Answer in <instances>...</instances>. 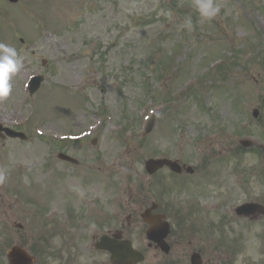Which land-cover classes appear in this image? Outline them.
I'll list each match as a JSON object with an SVG mask.
<instances>
[{
    "label": "rangeland",
    "instance_id": "obj_1",
    "mask_svg": "<svg viewBox=\"0 0 264 264\" xmlns=\"http://www.w3.org/2000/svg\"><path fill=\"white\" fill-rule=\"evenodd\" d=\"M215 3L220 12L209 21L194 10V0H19L18 5L0 0V43L23 58L10 96L0 101V118L27 137L0 139V171L6 177L0 183V264L16 242L40 254L44 264H59L41 234L70 239L73 252L90 245L94 231L84 224L86 233L52 232L43 217L53 208L72 206L75 221L82 220L81 210L92 215L133 209L151 185L146 159L164 155L193 165L209 157L216 161L217 154L236 156L232 143L199 146L217 130L261 129L264 0ZM188 17L190 29L183 26ZM36 73L45 80L27 97L24 82ZM254 107L260 111L256 119ZM151 115L153 127L143 134ZM88 132L76 143L67 137ZM59 152L80 163L61 162ZM245 153L243 161H261L254 149ZM193 178L187 192L194 190ZM157 182L172 188L171 197L181 179L164 173ZM237 183L235 175L231 184ZM257 186L249 185V197H256ZM126 235L152 255L141 233ZM95 256L99 263L102 255Z\"/></svg>",
    "mask_w": 264,
    "mask_h": 264
},
{
    "label": "flooded vegetation",
    "instance_id": "obj_2",
    "mask_svg": "<svg viewBox=\"0 0 264 264\" xmlns=\"http://www.w3.org/2000/svg\"><path fill=\"white\" fill-rule=\"evenodd\" d=\"M213 180L211 176H198V181L196 184V189H198V193L195 197V208L191 209L189 206L185 208H181L179 210H171L170 206L166 209H161L159 206L157 210L151 212V215H163L164 219L171 224L173 229H171L170 233L166 238V242L169 245V252L166 254L169 256L170 254L177 253L180 255L179 249L181 248V232L182 231H175V219H185L190 218L189 222L195 223L196 228L202 227H211L213 225L212 222V215L215 214V211L219 208L221 213L226 212L225 204L221 203L219 206L216 204V200L218 198H222L226 192L232 190V185L228 182L219 183L221 180L215 179L217 183L211 184L210 182ZM197 206V209H196ZM190 210H193L191 213ZM114 215H107V216H99V219L94 222L101 223L100 227L103 228L105 233H115L116 231L120 230L124 232H130L131 230H138L143 228V232L147 229V225L144 224L145 222L142 221L140 218L139 211H133L127 213L125 216L119 214V211H115ZM186 213V214H185ZM185 214V215H184ZM228 214L221 218V222H227ZM91 222V221H90ZM217 227L221 228V225H217ZM123 238H125L124 234L122 233ZM241 236L238 237L240 239ZM200 240V231L199 229L196 230V239L195 244L201 245ZM156 243H147V247L150 250H154L160 253V249L156 246ZM176 258H172L175 260Z\"/></svg>",
    "mask_w": 264,
    "mask_h": 264
},
{
    "label": "clouds",
    "instance_id": "obj_3",
    "mask_svg": "<svg viewBox=\"0 0 264 264\" xmlns=\"http://www.w3.org/2000/svg\"><path fill=\"white\" fill-rule=\"evenodd\" d=\"M194 10L202 18L211 21L219 14L220 5L215 3V0H194ZM168 15L171 16V13ZM183 26L189 29L192 27L190 17L185 19ZM22 67L23 58L17 50L5 43H0V101H4L10 96L13 88L11 81ZM5 178V174L0 171V183H3ZM80 194L83 195V192L81 191ZM92 227L95 228V225Z\"/></svg>",
    "mask_w": 264,
    "mask_h": 264
},
{
    "label": "water",
    "instance_id": "obj_4",
    "mask_svg": "<svg viewBox=\"0 0 264 264\" xmlns=\"http://www.w3.org/2000/svg\"><path fill=\"white\" fill-rule=\"evenodd\" d=\"M37 86H38L37 83L33 84L32 90H35ZM10 253H11V256H10L11 264H19V262H21V264H25L31 261L24 253H22L17 248H12L10 250Z\"/></svg>",
    "mask_w": 264,
    "mask_h": 264
}]
</instances>
